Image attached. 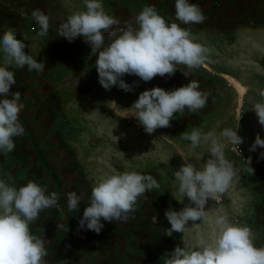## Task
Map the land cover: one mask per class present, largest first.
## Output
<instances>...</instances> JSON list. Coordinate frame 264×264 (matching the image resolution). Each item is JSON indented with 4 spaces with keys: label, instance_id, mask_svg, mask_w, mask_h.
I'll return each mask as SVG.
<instances>
[{
    "label": "rangeland",
    "instance_id": "1",
    "mask_svg": "<svg viewBox=\"0 0 264 264\" xmlns=\"http://www.w3.org/2000/svg\"><path fill=\"white\" fill-rule=\"evenodd\" d=\"M1 1L0 36L5 28L13 29L16 38L25 43V53L45 64L44 70L39 72L29 71L27 66L10 65L16 83L12 90L10 88L8 98L11 93L21 92L20 103L24 107L19 121L25 133L14 137L12 152L0 153V179L16 188L33 181L44 188L46 194L57 193L59 208L43 210L30 225V231L44 243L48 253L46 264H163L177 245L193 246L201 235L211 241L214 236L212 221L221 213L227 214L234 223L249 226L255 237L254 244L264 246L263 188L262 183L251 179L256 174L261 178L260 165L264 164V158L260 153L264 148L258 146L255 151H249L257 134L264 139V126L251 109L252 103L261 99L258 90L264 88V0H246L251 6L253 3L262 5L263 10L256 11L254 26L251 29L242 27L233 33L232 41L216 36L207 42L203 34L198 38L199 43L211 49L213 68L233 73L245 87L243 95H239L227 77L231 86L212 95L209 104L214 113L208 122L180 128L170 121L169 127L157 128L152 134L144 131L133 116V109L125 114L120 111L123 104L131 107L136 101L131 91L114 95L85 71L76 72L77 59L61 55L70 49L54 45L55 28L66 22L71 13L84 10L83 0ZM3 2L9 3L6 6L12 10L2 12ZM102 3L105 11L112 15L123 6L124 0H102ZM35 9L49 17L46 36L37 35L39 26L31 17ZM16 10H23L27 16L19 15ZM0 57H3L2 52ZM134 82H126L132 90L136 89ZM54 84L62 87L55 90L56 97L50 94L45 97L44 90L51 89ZM139 90H144V86L139 85ZM48 105L52 111H46ZM238 126L237 134L243 138L245 156L251 157L250 166L258 173L247 171L246 162L233 156L228 151L227 140L222 139L226 145L225 156L233 163L238 178L220 195V203L209 199L205 206L206 211L211 210L208 223L196 221L199 225L193 226L189 221L184 233L174 232L167 236L166 229L171 225L164 215L165 210L179 211L189 203L187 197L183 198V203L177 201L181 197L173 172L185 160L199 167L210 155L207 146L191 151V142L180 135L185 131L190 133L193 127L204 132L214 130L219 135L223 128ZM113 170L151 175L160 187L146 191L137 199L136 210L129 214L127 221L101 220L104 227L99 233L86 226L80 228L79 221L90 203L94 182L112 174ZM69 192L82 197L74 211L67 207ZM253 200H257V204L252 205ZM156 251L161 253L157 259ZM154 258L156 263H153Z\"/></svg>",
    "mask_w": 264,
    "mask_h": 264
},
{
    "label": "clouds",
    "instance_id": "2",
    "mask_svg": "<svg viewBox=\"0 0 264 264\" xmlns=\"http://www.w3.org/2000/svg\"><path fill=\"white\" fill-rule=\"evenodd\" d=\"M84 10L71 13L66 22L58 29V36L70 42L83 37L96 55L95 67L99 83L106 90L118 86L125 92L132 87L125 83V74L138 76L148 82L157 75H174L178 65L194 69L211 63V49L197 42V37L190 29L180 24H199L206 17L195 3L189 0H175V18L180 22H167L155 6L145 5L135 16L134 21L125 27H119L120 21L109 15L102 0H83ZM22 15H27L22 10ZM31 17L39 26L37 35L46 36L49 30V17L41 10L35 9ZM116 26V27H114ZM36 29L34 28L33 31ZM104 33H108L109 43L105 45ZM26 45L16 38L11 28H5L0 36V52L3 53V65L0 66V153L12 152L15 148L14 137L22 136L25 129L19 121V113L24 105L20 103L21 92L11 93L15 85L16 68L27 66L29 71H43L45 64L37 62L26 54ZM185 76L190 72L183 71ZM199 83L191 80L187 85L166 91L160 87L144 90L133 103L131 109L139 124L148 134L157 128L169 127L175 113H183L185 108L195 113L203 109L208 94L202 92ZM260 100L252 103L251 109L256 113L258 122L264 126V88L258 90ZM223 128L219 135L214 130L207 132L193 127L191 132H183L180 137L190 141V150L207 146L210 154L205 163H185L173 172L177 191L183 203L187 197L189 203L181 210H165V217L171 227L166 235L174 232L184 233L189 221L193 226L208 223L210 211L205 210L209 199L224 194L232 182L238 178V172L232 162L225 156L226 139L238 151L243 138L237 129ZM264 148V139L257 134L249 151L257 147ZM240 153V152H239ZM241 154V153H240ZM264 158V152L260 153ZM246 161L247 171L254 172L251 157ZM157 180L151 175H142L136 171L117 172L97 179L92 187L90 203L85 206L79 227L99 233L103 221H127L130 213L135 212L137 199L146 191L159 188ZM56 192L46 194L44 188L36 182L28 181L16 188L0 179V264H46L48 255L43 241L30 231V225L40 213L51 207L59 208ZM82 197L76 192L67 193L69 211L76 210ZM194 205V206H193ZM155 216L153 217V220ZM196 221H202L196 224ZM214 236L209 241L202 235L196 244L183 247L177 245L174 251L163 260V264H264V246L254 244V234L249 226L230 221L227 214H216Z\"/></svg>",
    "mask_w": 264,
    "mask_h": 264
},
{
    "label": "crops",
    "instance_id": "3",
    "mask_svg": "<svg viewBox=\"0 0 264 264\" xmlns=\"http://www.w3.org/2000/svg\"><path fill=\"white\" fill-rule=\"evenodd\" d=\"M0 2H2L0 0ZM135 4L132 3L131 0H124L123 6L119 7V10L114 12L112 16L120 21L119 27H125L127 23L133 22L135 16L142 10V7L145 5L148 6H155L157 11L161 16L165 18L167 22H176L180 24L178 20L175 18V0H134ZM190 3H195L199 6L201 11L203 12L206 19L199 24H180L182 28L190 29L193 35L197 37V42H199L200 35L203 34V37H206L207 42L213 40L216 36L224 37L223 39H227L232 41L234 38L233 33L238 32L242 27L245 29H251L254 26V18L258 15L256 11L263 10V6H256L253 3L250 4V1L247 2L246 0H189ZM5 7L2 8V12L12 10V7L6 6L10 5L9 3H4ZM251 9V10H250ZM264 11V10H263ZM16 12L22 15V11L16 10ZM243 14V15H242ZM27 16V15H25ZM5 17V16H4ZM11 23V21H10ZM116 27V26H114ZM58 29L59 27L55 28L54 37V45L59 48L66 47L70 49L67 53L63 51L61 55L63 56H70V58L77 59L78 68L77 71H85L87 75L98 79V72L95 67V61L97 59L96 55H93L91 52V46L84 41V38L77 37L73 41L67 40L65 37L58 36ZM105 37V45H107L110 41L108 38V33H104ZM76 46V48H75ZM4 57H0V66L3 65ZM178 69L176 70L174 75H167L161 77L157 75L151 81L145 82L141 80L138 76L125 74L122 79L125 83L129 81L135 80V90H131L130 95L136 96V100L139 97V94L144 90H149L153 87H160L166 91L174 90L181 86L187 85L191 80H195L199 83L200 89L202 92H206L208 94L206 106L198 110L195 113L190 112L187 108L183 111V113H175L174 118L171 120V123L177 124L180 128L184 127L185 125H196L201 124L204 122H208L212 115L213 110L210 108V101L212 100V95L218 94L221 92L222 88L228 85L231 86L230 81L225 77L228 75L233 77L235 80V76L233 73L230 72H223L218 71L213 68L210 63H205L204 65L194 68V69H187L183 65H178ZM9 70L12 71L11 66H9ZM183 71H188L190 74L185 76ZM139 85L141 87L144 86V90H139ZM13 86V85H12ZM57 86V87H56ZM59 84H54L53 87L49 90H44L45 97L49 94L50 96L53 95L56 97L55 90L62 88ZM219 87H221L219 89ZM14 88L11 87V90ZM43 89H46L43 87ZM110 91L114 95H121L124 94V90L120 89L118 86H112ZM11 92V91H10ZM134 93V95H132ZM218 99V98H215ZM220 99V98H219ZM122 110H120L123 114L131 107L126 106L123 104L120 106ZM46 111H52L51 105L45 107ZM58 113H60L58 111ZM56 114V112H54ZM261 178L259 179L256 176H251L252 182H260L262 183V198L261 204L262 208H264V164L260 165ZM259 170V169H258ZM255 173H258L256 170ZM257 195V194H256ZM257 200L252 201V205L257 204Z\"/></svg>",
    "mask_w": 264,
    "mask_h": 264
},
{
    "label": "built area",
    "instance_id": "4",
    "mask_svg": "<svg viewBox=\"0 0 264 264\" xmlns=\"http://www.w3.org/2000/svg\"><path fill=\"white\" fill-rule=\"evenodd\" d=\"M237 122V121H236ZM236 129V128H235ZM234 129V130H235ZM238 151H234L233 150V146L231 144L228 143V151L235 156L236 158L240 159L243 162H246L245 160H247V157L245 156V152H244V148L242 146V144L239 145ZM216 203H220L222 201V197L220 195H218L215 199H213Z\"/></svg>",
    "mask_w": 264,
    "mask_h": 264
},
{
    "label": "bare ground",
    "instance_id": "5",
    "mask_svg": "<svg viewBox=\"0 0 264 264\" xmlns=\"http://www.w3.org/2000/svg\"><path fill=\"white\" fill-rule=\"evenodd\" d=\"M225 77H228L229 80H232L234 86L236 87L237 92L239 93V95L242 96L244 93L245 87L241 83H239L237 80H235L233 77H230L228 75H225Z\"/></svg>",
    "mask_w": 264,
    "mask_h": 264
},
{
    "label": "trees",
    "instance_id": "6",
    "mask_svg": "<svg viewBox=\"0 0 264 264\" xmlns=\"http://www.w3.org/2000/svg\"><path fill=\"white\" fill-rule=\"evenodd\" d=\"M263 220H264V218H262ZM152 248V247H151ZM150 248V249H151ZM159 251V250H158ZM158 251H156V253L158 252ZM111 254H112V252H111ZM161 255V253H157L155 256H156V259H157V257L159 256V257H161L160 256ZM153 263H156V261H155V258L153 259Z\"/></svg>",
    "mask_w": 264,
    "mask_h": 264
}]
</instances>
